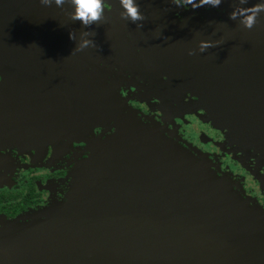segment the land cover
<instances>
[{"label": "water", "instance_id": "95a60500", "mask_svg": "<svg viewBox=\"0 0 264 264\" xmlns=\"http://www.w3.org/2000/svg\"><path fill=\"white\" fill-rule=\"evenodd\" d=\"M221 6L230 10L233 0H223ZM231 22L217 23V38L230 37L228 43L203 53L198 31L179 25L154 31L166 41L180 40L172 50L176 57L167 58L171 70L212 79L199 91L211 119L238 141L261 150V82L235 90L231 78L234 69L262 77L264 36ZM189 43L196 54L185 57ZM1 77L0 101L10 94L11 101L23 102L15 107L25 111L23 116L33 117L40 107L44 117L66 118L59 129L69 128L74 138L91 146V154L75 170L65 201L52 203L28 223L13 221L0 230V264H264L262 207L217 175L206 157L166 139L142 123L135 110L112 106L118 93L45 90L39 100L35 91L19 98L7 87L15 75ZM55 126L44 125V133L54 132ZM99 126H111L115 133L103 141L93 139Z\"/></svg>", "mask_w": 264, "mask_h": 264}, {"label": "flooded vegetation", "instance_id": "af4514ba", "mask_svg": "<svg viewBox=\"0 0 264 264\" xmlns=\"http://www.w3.org/2000/svg\"><path fill=\"white\" fill-rule=\"evenodd\" d=\"M136 2L146 17L143 28L120 18L123 8L119 0H105V19L100 26H92L97 35L88 37L97 46L72 52L81 39L79 21H71L54 3L46 7L39 0H0V82L2 74H13L17 79L7 87L19 94L15 97L35 91L37 100L45 90L118 93L119 101L112 106L135 110L142 123L150 124L166 139L196 157L206 156L217 175L226 177L236 191L264 210V148L255 149L211 127L199 91L212 79H201L186 70L176 73L167 61L175 54L156 53L157 45L167 41L156 37L154 29L179 25L198 31L199 42L215 41L217 23H222L227 10L207 5L193 10L187 4L178 7L173 0ZM64 8L74 11L68 3ZM229 21L243 28L239 20ZM254 28L264 36V12ZM71 29L77 31L76 42L69 38ZM263 75L254 78L246 70L234 69L231 86L246 91L261 82L263 91ZM218 79L214 77L213 82ZM6 97L0 101V230L9 222L28 223L52 203L65 201L75 170L91 154V146L74 138L69 128L59 129L66 118L44 117L40 107L33 117L23 116L25 111L15 109L23 102L11 101L10 94ZM4 106L8 109L3 110ZM53 123L56 126L51 129L56 130L44 133L43 126ZM114 133L111 126L95 127L93 139L103 141Z\"/></svg>", "mask_w": 264, "mask_h": 264}, {"label": "clouds", "instance_id": "9594fccd", "mask_svg": "<svg viewBox=\"0 0 264 264\" xmlns=\"http://www.w3.org/2000/svg\"><path fill=\"white\" fill-rule=\"evenodd\" d=\"M40 4L50 7L53 3L60 8L69 19L73 22L79 21L82 25L80 30V41L72 52H80L89 47H96L94 39L88 37H95L97 32L92 29L93 25L100 26L101 21L105 19V0H39ZM123 11L120 12V18L123 20H130L136 24L138 28H143V21L146 19L145 15L140 10V5L136 0H119ZM178 7H183L184 4L191 5L193 10L211 6L212 8H219L223 0H173ZM68 3L74 11H67L64 5ZM233 10L229 13V19L233 21L239 20V24L247 30H252L258 23L260 13L264 12V0L252 3L247 7H240L241 4L248 5L249 0H233ZM141 22V23H138ZM76 30L71 29L69 38L76 42ZM222 41H213L211 39L201 40L199 42V51L205 52L209 48L217 47ZM189 55H195L196 50H190Z\"/></svg>", "mask_w": 264, "mask_h": 264}, {"label": "bare ground", "instance_id": "6f19581e", "mask_svg": "<svg viewBox=\"0 0 264 264\" xmlns=\"http://www.w3.org/2000/svg\"><path fill=\"white\" fill-rule=\"evenodd\" d=\"M160 20H162L161 18H160ZM168 28L170 27V28H172V25H169V26H167ZM152 35H153V33H154V31H152V32H150ZM156 36V35H155ZM157 37V36H156ZM160 37V36H159ZM162 38H166V37H162ZM229 38L230 37H221V38H216L217 40H219V41H221L222 40V42H223V44H225V43H228V40H229ZM167 39V38H166ZM169 41H170V39H169ZM169 41H167V42H164V43H161V44H158L157 45V47H158V49L156 50L157 52L156 53H161L163 56H165V57H169L170 55H171V53H172V50H174L175 48H177V45H178V42L180 43V40H176V39H173V40H171L170 42ZM222 42L220 43V45L219 46H221L222 45ZM194 47V45L192 44V43H189L188 44V46H187V52L185 53V57H187L189 54V51L190 50H192V48ZM191 58V57H190ZM232 87V86H231ZM233 89V88H232ZM235 98V97H234ZM241 104H246V102H242ZM262 124H263V126H264V121H262ZM262 136L264 137V132H263V134H262Z\"/></svg>", "mask_w": 264, "mask_h": 264}, {"label": "rangeland", "instance_id": "374dc122", "mask_svg": "<svg viewBox=\"0 0 264 264\" xmlns=\"http://www.w3.org/2000/svg\"><path fill=\"white\" fill-rule=\"evenodd\" d=\"M233 10V9H232ZM232 10H227L226 11V15L225 16H223L224 18V20H230L229 19V13L232 11ZM205 111V110H204ZM205 113H206V111H205ZM206 115L208 116V118L210 119L209 121H212V122H210V124H211V127H215V128H219L221 131H224V132H227V135H230V133L227 131V129L223 126V125H221V124H219V123H217L216 121H214V120H212L211 119V117H210V115L209 114H207L206 113ZM206 122H209L208 120H205ZM217 124V125H216ZM229 133V134H228ZM232 135V134H231ZM233 136V135H232ZM234 137V136H233ZM241 142V141H240ZM243 143V142H242ZM245 144V143H244ZM204 157H206V156H204ZM206 160H208V158L206 157L205 158ZM209 161V160H208ZM211 163V162H210ZM255 201V200H254Z\"/></svg>", "mask_w": 264, "mask_h": 264}]
</instances>
